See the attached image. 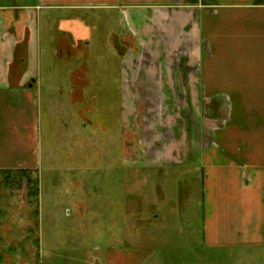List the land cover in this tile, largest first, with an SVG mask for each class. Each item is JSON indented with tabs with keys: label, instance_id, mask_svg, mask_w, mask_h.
<instances>
[{
	"label": "rangeland",
	"instance_id": "374dc122",
	"mask_svg": "<svg viewBox=\"0 0 264 264\" xmlns=\"http://www.w3.org/2000/svg\"><path fill=\"white\" fill-rule=\"evenodd\" d=\"M75 1L40 9V0H0L38 6L27 17L15 11V19L30 29L17 51L42 79L38 168L0 173V264H264V247L204 242V189L193 164L200 141H213L186 107L185 28L171 33L173 68L154 57L152 41L153 20L162 18L165 29L168 13L59 7ZM138 29L151 37L142 51ZM130 35L123 59L113 38ZM58 39L77 48L72 59L56 57ZM14 50L0 44V52Z\"/></svg>",
	"mask_w": 264,
	"mask_h": 264
},
{
	"label": "crops",
	"instance_id": "0c3cea01",
	"mask_svg": "<svg viewBox=\"0 0 264 264\" xmlns=\"http://www.w3.org/2000/svg\"><path fill=\"white\" fill-rule=\"evenodd\" d=\"M40 1L53 6L49 0ZM59 7H106L120 13L149 8L168 13L166 30L162 18L153 20L152 41L154 57L160 62L168 59L173 68L177 40L171 33L178 26L185 28L191 39L186 55V107L211 130L213 141L209 146L200 141L193 164L202 175L204 189V242L230 248L264 247V0H76ZM135 15L132 22L145 28L147 21ZM0 20V35L5 37L0 44L15 48L11 54L0 52L5 63L0 64V172H36L42 79L17 51L26 40L23 30L29 23L26 19L16 26L9 8H0ZM148 36L138 29L137 47L142 42L145 47ZM69 50L74 57L75 46ZM118 53L123 59L129 54ZM76 75L71 73L73 82ZM171 75L176 87V71Z\"/></svg>",
	"mask_w": 264,
	"mask_h": 264
},
{
	"label": "flooded vegetation",
	"instance_id": "af4514ba",
	"mask_svg": "<svg viewBox=\"0 0 264 264\" xmlns=\"http://www.w3.org/2000/svg\"><path fill=\"white\" fill-rule=\"evenodd\" d=\"M45 7L41 6L40 9H43V8H50V7H54V6H48V5H44ZM0 8L1 9H12L14 10L13 12V16H14V20L15 19V11H19V13L25 11L26 13V17H27V13H32L33 10H37L39 9L38 6H35V5H32V6H18V5H14V6H1L0 5ZM1 21V20H0ZM17 21V20H16ZM27 27H29V24L26 25V27H24V30H23V33L24 32H28V29L27 30ZM15 29V28H14ZM12 30L14 32H16V30ZM31 32V31H30ZM25 34V33H24ZM23 34V37L24 39H28L26 38V35ZM27 34V33H26ZM126 42H131V35L130 36H123L122 38L121 37H115L113 38V44H114V47H116L117 50L121 51L123 50L124 51V54H126L128 52V48L127 46L125 45ZM72 46L71 44H69L67 41L65 40H62V39H58L57 40V47H56V57L59 58L60 60H65V59H72L71 55L73 54L72 51L69 50V47ZM89 46V41L88 40H85L82 44L79 45V48L81 47V49H86L87 47ZM76 48V47H75ZM77 50V48H76ZM126 51V53H125ZM76 52V51H75ZM68 54V56H67ZM75 55V54H74ZM72 72H79V71H76V70H73ZM30 85H32V83H30Z\"/></svg>",
	"mask_w": 264,
	"mask_h": 264
},
{
	"label": "trees",
	"instance_id": "16d2710c",
	"mask_svg": "<svg viewBox=\"0 0 264 264\" xmlns=\"http://www.w3.org/2000/svg\"><path fill=\"white\" fill-rule=\"evenodd\" d=\"M6 173H11L12 171H5ZM5 172H0V173H5ZM21 173H23V174H30V173H32L33 171H31V170H24V171H20Z\"/></svg>",
	"mask_w": 264,
	"mask_h": 264
}]
</instances>
